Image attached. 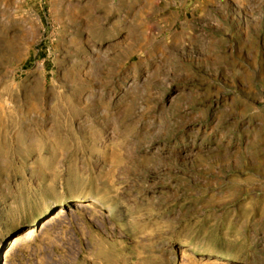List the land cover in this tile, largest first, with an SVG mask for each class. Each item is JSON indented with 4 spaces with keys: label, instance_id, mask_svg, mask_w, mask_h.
Wrapping results in <instances>:
<instances>
[{
    "label": "rangeland",
    "instance_id": "374dc122",
    "mask_svg": "<svg viewBox=\"0 0 264 264\" xmlns=\"http://www.w3.org/2000/svg\"><path fill=\"white\" fill-rule=\"evenodd\" d=\"M0 264H264V0H0Z\"/></svg>",
    "mask_w": 264,
    "mask_h": 264
},
{
    "label": "bare ground",
    "instance_id": "6f19581e",
    "mask_svg": "<svg viewBox=\"0 0 264 264\" xmlns=\"http://www.w3.org/2000/svg\"><path fill=\"white\" fill-rule=\"evenodd\" d=\"M82 205L80 203L75 202V203H73L72 206H73V208H76V207H85L86 208V207H91L92 203L88 202V203H85V204H82ZM67 212H68V210L67 211H64L63 209L58 210V212L56 214H54L47 221L44 222V224H45L44 226L53 225L60 217L65 215ZM104 217L105 218H112L109 214L104 215ZM112 219H114V218H112ZM36 235H37V233H36V228L35 227L31 228V229H28L27 231H25L21 235L15 237V239L12 241L13 248H16L21 243H24V242H27L28 240L34 239L36 237ZM11 251H8V253L6 254V258L11 257L10 254H9V253H11Z\"/></svg>",
    "mask_w": 264,
    "mask_h": 264
},
{
    "label": "water",
    "instance_id": "95a60500",
    "mask_svg": "<svg viewBox=\"0 0 264 264\" xmlns=\"http://www.w3.org/2000/svg\"><path fill=\"white\" fill-rule=\"evenodd\" d=\"M13 239H14V238H13ZM13 239H10V240H8V241H6V242L8 243V242L12 241ZM7 243H6V244H7Z\"/></svg>",
    "mask_w": 264,
    "mask_h": 264
},
{
    "label": "trees",
    "instance_id": "16d2710c",
    "mask_svg": "<svg viewBox=\"0 0 264 264\" xmlns=\"http://www.w3.org/2000/svg\"><path fill=\"white\" fill-rule=\"evenodd\" d=\"M44 222H45V220H44Z\"/></svg>",
    "mask_w": 264,
    "mask_h": 264
}]
</instances>
